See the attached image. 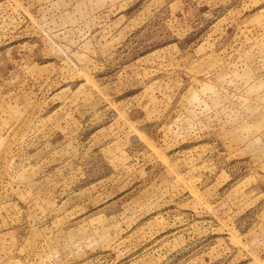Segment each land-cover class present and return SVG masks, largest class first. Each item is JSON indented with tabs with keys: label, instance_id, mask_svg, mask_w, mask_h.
Instances as JSON below:
<instances>
[{
	"label": "rangeland",
	"instance_id": "374dc122",
	"mask_svg": "<svg viewBox=\"0 0 264 264\" xmlns=\"http://www.w3.org/2000/svg\"><path fill=\"white\" fill-rule=\"evenodd\" d=\"M0 264H264V0H0Z\"/></svg>",
	"mask_w": 264,
	"mask_h": 264
}]
</instances>
